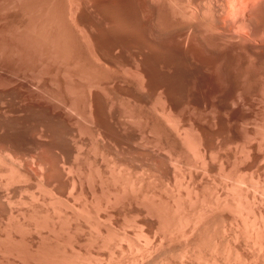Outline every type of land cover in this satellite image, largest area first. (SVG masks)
Wrapping results in <instances>:
<instances>
[{
  "label": "rangeland",
  "instance_id": "rangeland-1",
  "mask_svg": "<svg viewBox=\"0 0 264 264\" xmlns=\"http://www.w3.org/2000/svg\"><path fill=\"white\" fill-rule=\"evenodd\" d=\"M263 226L264 0H0V264H264Z\"/></svg>",
  "mask_w": 264,
  "mask_h": 264
},
{
  "label": "bare ground",
  "instance_id": "bare-ground-1",
  "mask_svg": "<svg viewBox=\"0 0 264 264\" xmlns=\"http://www.w3.org/2000/svg\"><path fill=\"white\" fill-rule=\"evenodd\" d=\"M244 6V5H243ZM187 7V6H186ZM241 7H242V5H241ZM237 9V8H236ZM233 21V20H232ZM252 21V20H251ZM234 22V21H233ZM117 25V24H116ZM114 26H115V24H114ZM208 29V28H207ZM236 33V32H235ZM193 151V150H192ZM236 201V200H235ZM215 204V203H214ZM236 207V206H235ZM221 208V207H220ZM237 210V209H236ZM223 213V212H222ZM235 213V212H234ZM240 213H238V215H239ZM240 216V215H239ZM247 218V217H246ZM242 220V219H241ZM201 222V221H200ZM249 222V221H248ZM259 222H261V221H259ZM243 226V225H242ZM264 227V226H263ZM195 228V227H194ZM248 229V228H247ZM207 230V229H206ZM219 233V232H218ZM237 235V234H236ZM256 235V234H255ZM263 236V235H262ZM215 237V236H214ZM200 238V237H199ZM144 246V245H143ZM261 246V245H260ZM254 248V247H253ZM146 249V248H145Z\"/></svg>",
  "mask_w": 264,
  "mask_h": 264
}]
</instances>
